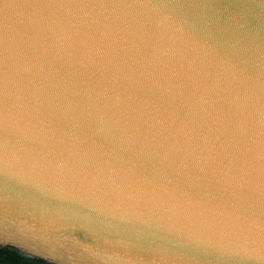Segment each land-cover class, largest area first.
<instances>
[{"label": "water", "instance_id": "obj_1", "mask_svg": "<svg viewBox=\"0 0 264 264\" xmlns=\"http://www.w3.org/2000/svg\"><path fill=\"white\" fill-rule=\"evenodd\" d=\"M8 246L264 264V0H0Z\"/></svg>", "mask_w": 264, "mask_h": 264}, {"label": "trees", "instance_id": "obj_2", "mask_svg": "<svg viewBox=\"0 0 264 264\" xmlns=\"http://www.w3.org/2000/svg\"><path fill=\"white\" fill-rule=\"evenodd\" d=\"M0 264H50L43 258L22 255L12 247H0Z\"/></svg>", "mask_w": 264, "mask_h": 264}]
</instances>
